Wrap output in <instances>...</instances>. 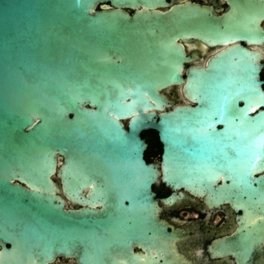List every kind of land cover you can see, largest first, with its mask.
Here are the masks:
<instances>
[{
    "label": "water",
    "instance_id": "water-1",
    "mask_svg": "<svg viewBox=\"0 0 264 264\" xmlns=\"http://www.w3.org/2000/svg\"><path fill=\"white\" fill-rule=\"evenodd\" d=\"M166 3L0 0V264H117L131 237L168 235L159 175L264 212L261 56L236 46L221 70L180 81ZM176 85L194 105L168 99ZM149 129L161 171L144 158Z\"/></svg>",
    "mask_w": 264,
    "mask_h": 264
},
{
    "label": "flooded vegetation",
    "instance_id": "flooded-vegetation-1",
    "mask_svg": "<svg viewBox=\"0 0 264 264\" xmlns=\"http://www.w3.org/2000/svg\"><path fill=\"white\" fill-rule=\"evenodd\" d=\"M166 2L158 9L174 15L176 41L185 54L180 81H199L203 79L196 77L199 72L213 74L221 70L228 61L236 59L233 53L236 46L261 56L259 77L264 80V35L245 31L247 20L257 22L264 30V0ZM170 90L175 93H169ZM164 92L175 104H195L186 98L182 85L169 87ZM141 136L147 143L145 160L157 164L161 171L162 143L157 131L145 130ZM263 172L264 169L256 175ZM152 190L159 205L157 218L167 226L168 235L157 230L152 236L148 232L131 237L125 250H111L115 263L264 264V212L260 207L251 211L231 201L212 204L205 194L171 188L161 175ZM167 197L170 198L163 200ZM66 202V207H71L67 199ZM57 263L77 264L75 258L64 256L58 257Z\"/></svg>",
    "mask_w": 264,
    "mask_h": 264
},
{
    "label": "rangeland",
    "instance_id": "rangeland-1",
    "mask_svg": "<svg viewBox=\"0 0 264 264\" xmlns=\"http://www.w3.org/2000/svg\"><path fill=\"white\" fill-rule=\"evenodd\" d=\"M169 93L174 94L175 92H174V90H170Z\"/></svg>",
    "mask_w": 264,
    "mask_h": 264
}]
</instances>
